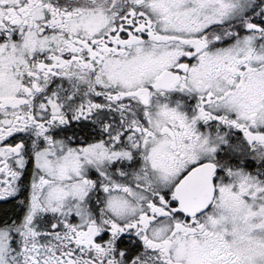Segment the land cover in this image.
I'll return each instance as SVG.
<instances>
[{
  "label": "snow or ice",
  "instance_id": "obj_1",
  "mask_svg": "<svg viewBox=\"0 0 264 264\" xmlns=\"http://www.w3.org/2000/svg\"><path fill=\"white\" fill-rule=\"evenodd\" d=\"M0 264H264V0H0Z\"/></svg>",
  "mask_w": 264,
  "mask_h": 264
}]
</instances>
